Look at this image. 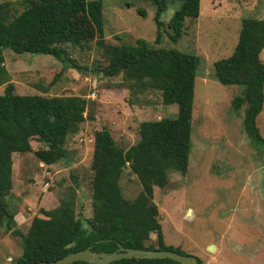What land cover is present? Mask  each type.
Listing matches in <instances>:
<instances>
[{
  "label": "trees",
  "instance_id": "trees-1",
  "mask_svg": "<svg viewBox=\"0 0 264 264\" xmlns=\"http://www.w3.org/2000/svg\"><path fill=\"white\" fill-rule=\"evenodd\" d=\"M154 7V37L132 42L106 44L102 39L103 17L98 0H13L0 2V225L20 236L21 253L13 264H48L69 252L87 246L93 251L110 252L121 247L171 249L163 242L152 188H163L168 173L183 175L191 146L193 83L199 57L193 53L159 46L162 33L176 42L183 33L185 18H196L199 0H176L179 6L166 22L160 18L167 3L148 0ZM21 5V9L14 8ZM143 14L142 10H139ZM95 39V40H94ZM94 40L99 58L80 64L69 49H82ZM157 44V45H156ZM14 53L47 54L62 66L52 75L53 84L65 68L82 73L114 77L121 74L134 90L153 89L161 103H176L174 117L142 121L136 141L122 149L108 129L93 133L89 179L91 217L85 224L74 213L71 199H61L51 209L42 207L34 214L25 233L13 228V214L6 197L12 189V153L30 152V140L43 147L33 151L39 162L51 164L67 154L65 141L85 120L86 100L78 95L16 94L8 81L2 50ZM264 49V17L240 20L231 53L212 63L213 76L223 85L242 86L232 101L240 110V126L256 150L264 153V137L256 126L264 90V65L259 54ZM135 175L140 189L132 200L125 199L118 180L126 167ZM73 193V189L69 188ZM155 235L150 239V234ZM196 264H202L195 257ZM68 264H92L73 261ZM107 264H181L168 258H123Z\"/></svg>",
  "mask_w": 264,
  "mask_h": 264
},
{
  "label": "rangeland",
  "instance_id": "rangeland-1",
  "mask_svg": "<svg viewBox=\"0 0 264 264\" xmlns=\"http://www.w3.org/2000/svg\"><path fill=\"white\" fill-rule=\"evenodd\" d=\"M98 1L106 44L135 38L151 44L154 7L148 0ZM178 6V1L167 3L160 15L162 21L166 22ZM13 7L21 9L18 4ZM244 17H264V0H199L198 15L184 19L181 37L173 43L162 33L159 44L193 53L199 61L193 83L187 169L183 175L168 173L163 188L153 186L152 201L157 206L163 242L197 257L202 264H264V153L256 150L242 132L241 112L231 104L242 86L220 84L212 67L213 61L231 53ZM94 40L82 49L68 50L80 64L89 65L99 58ZM2 56L14 93L74 94L87 102L85 120L66 138L64 158L51 164L39 162L33 151L43 145L35 139L29 142L30 152L11 154L12 189L6 197L7 208L36 214L41 207L51 209L67 198L85 224L91 217L89 164L94 131L108 129L115 144L125 149L136 141L140 122L174 117L176 103L162 104L159 92L153 89L134 90L121 74L104 77L65 68L49 85L62 66L55 58L14 53L8 48L2 50ZM259 58L264 65V49ZM255 121L264 137V90ZM118 187L127 200L140 189L127 166L122 169ZM24 224L15 228L25 233ZM149 237L154 239L155 235ZM20 253V236L0 225V264H13Z\"/></svg>",
  "mask_w": 264,
  "mask_h": 264
},
{
  "label": "water",
  "instance_id": "water-1",
  "mask_svg": "<svg viewBox=\"0 0 264 264\" xmlns=\"http://www.w3.org/2000/svg\"><path fill=\"white\" fill-rule=\"evenodd\" d=\"M208 249H212V245L208 246ZM168 258L181 264H196L194 256L188 254H181L171 249H140L121 247L118 244V248L114 251H93L89 246L65 254L64 256L49 262L48 264H68L73 261H84L92 264H107L110 261L123 259V258ZM41 264H46L41 262Z\"/></svg>",
  "mask_w": 264,
  "mask_h": 264
},
{
  "label": "crops",
  "instance_id": "crops-1",
  "mask_svg": "<svg viewBox=\"0 0 264 264\" xmlns=\"http://www.w3.org/2000/svg\"><path fill=\"white\" fill-rule=\"evenodd\" d=\"M14 154V153H13ZM11 192V191H10ZM18 206H20V205H18ZM43 209H45V208H43ZM35 213H28V212H23V210L21 211V209L20 210H16V212L13 214V220H15L14 221V227L13 228H18V226L20 225V224H22V223H25L26 224V228H27V226H28V224H29V221H30V219H31V217L34 215ZM24 224V225H25ZM23 225V226H24ZM207 262H210V259L209 258H207ZM206 264V263H205Z\"/></svg>",
  "mask_w": 264,
  "mask_h": 264
}]
</instances>
